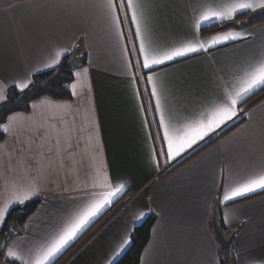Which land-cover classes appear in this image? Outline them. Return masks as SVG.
Wrapping results in <instances>:
<instances>
[{"label": "crops", "instance_id": "obj_1", "mask_svg": "<svg viewBox=\"0 0 264 264\" xmlns=\"http://www.w3.org/2000/svg\"><path fill=\"white\" fill-rule=\"evenodd\" d=\"M66 2L85 6H58ZM226 2L230 0H152L155 5L150 11L153 38L163 44L165 37L198 36L208 41L214 35L223 34L203 37V28L196 33L192 24L205 4ZM103 3L104 0H0V94L6 97L9 87L24 78L31 81L34 75L53 69L75 52L80 56V66L72 69L70 98L42 97L28 111L9 116L19 115L23 119L0 140V207L13 194V176L17 183H21L22 177L27 178L29 172L37 177L42 164L48 183L45 188L43 179L39 178L41 190L37 195L24 204L10 206L5 222L0 224V233L12 210L39 201L2 250L0 264H11L4 255L10 248L34 254L46 244L92 192L101 191L91 185L94 180L98 183L105 173L113 186L125 184L124 192L54 264L106 214L91 230L93 235L83 238L72 251L78 247L77 250L58 264L68 257L63 264H117L130 250L134 230L150 216L155 217V222L139 264H222L224 258L219 254L212 230L215 204L225 236L236 232L229 264H264V191L228 202L223 200L226 191L259 173L264 165V95L254 105L253 102L246 104L263 90L242 101L233 120L175 159H168L162 154L167 149L158 126L155 99L150 95L151 86L141 78L148 70L135 67L139 56L132 51L134 46L138 47L135 36L130 35L135 31L134 26L122 24L124 38L119 39L106 22L104 10L98 7ZM256 14L251 11L238 14L227 23ZM120 15L123 18V13ZM228 31H246L253 36L247 41L229 42L208 52L196 53L193 58L171 66H159L148 73L159 78L174 122L182 123L194 110L188 100L190 84L199 85L211 98L219 91L218 77L230 80L232 71L258 56L264 45V24ZM125 47L128 51H124ZM61 49L65 54L60 62L46 67L55 51ZM73 83L77 84L75 95ZM44 101L68 108L55 110ZM53 112H58L57 119L62 116L59 123L53 119ZM73 124L76 129H83L80 145L73 149L76 161L81 160L82 149H91L98 141L96 159L89 161L84 157V163L78 165V174L71 171V160L58 173L52 172L48 168V146L55 143L57 130L63 133ZM49 131L50 139L47 138ZM29 139L35 141L31 150H28ZM42 142L44 148L38 149L37 145ZM41 151L45 153L43 160ZM130 196L133 197L122 211L116 213Z\"/></svg>", "mask_w": 264, "mask_h": 264}, {"label": "snow or ice", "instance_id": "obj_2", "mask_svg": "<svg viewBox=\"0 0 264 264\" xmlns=\"http://www.w3.org/2000/svg\"><path fill=\"white\" fill-rule=\"evenodd\" d=\"M59 7H84V3H63ZM104 10L106 22L115 30L116 36L119 39L124 38V33L121 31L122 24H131L134 26V35L138 42V47L134 46L132 51L137 52L139 59L135 67L138 69L148 70V73L158 69L159 66L172 63H179L185 58H193L194 54L208 52L211 48H216L219 45H226L229 42L247 41L252 38L253 34L246 31H228L223 34L212 36L208 41H202L198 36L193 37H165V43H158L153 38L152 29L150 27V11L155 5L152 0H104V3L98 5ZM257 13L264 16V0H230V2L220 4H205L202 10L195 17L192 27L196 33H199L202 28L212 27L217 24H226L233 21L238 14H246L247 12ZM120 13H123V18ZM124 51H128L125 47ZM65 54L63 49L56 50L50 63L46 67H53L60 62V58ZM131 67V65H129ZM145 73L141 78L146 79L151 86L150 95L155 99V112L159 116L158 126L162 130V139L166 143V154L168 159H175L182 152L192 148L199 141L204 140L210 133L215 132L229 121L233 120L238 114V105L245 101L246 98L260 90H264V45L260 47L259 54L249 60H246L243 65L234 69L231 73V79L218 77L219 91L211 98L206 96L199 85L193 83L189 85L188 100L194 106L190 116L183 118L182 123L174 122L173 117L169 114V109L166 103V98L162 85L158 82L159 78L153 74ZM86 75V72H85ZM79 78V74H78ZM136 77L133 76V80ZM31 81L27 78L15 85L20 92L28 89ZM73 95L76 94L77 84L71 85ZM6 97L0 94V101ZM55 110L67 109V105L51 104L49 101H44ZM33 105V108H36ZM58 112H53V119L57 123L62 120V116L57 119ZM23 118L19 115L9 117L7 124H0V132L11 133ZM50 127H53L50 125ZM17 131H21L17 129ZM39 130H37V133ZM83 129H76L75 125L68 126L61 133L57 130V136L54 144L48 146V168L55 173L60 169L65 168L68 160L72 162L71 171L79 173L78 165L84 163V157L89 161H95L98 149V141L92 145L91 149L85 147L82 149V158L76 161V153L74 148L80 145V133ZM22 134V132H21ZM51 132L47 134L50 139ZM75 141V143H74ZM35 141L29 139L28 150H31V144ZM23 144L24 142L21 141ZM44 143L37 145L38 149L44 148ZM23 151V149H22ZM40 158H45V153L40 152ZM11 159V156H10ZM15 172V169L12 170ZM99 176V171H97ZM39 178L43 179L44 187H47L48 174L41 164L38 169V176L33 177L29 172L27 178L22 177L21 183H17L13 176L12 188L13 194L7 200L3 207H0V224L5 222V217L8 214L10 206L15 204H24L37 195L41 189L38 187ZM91 187L99 188L101 191L92 192L86 202L77 207L66 221L62 223L59 229L51 237V239L34 254H24L10 248L4 255L11 261V264H54L56 258L68 248L97 217L110 206L113 201L118 198L125 190V184L120 183L113 186L109 176L105 173L97 183L93 181ZM258 190L264 191V165H262L259 173L250 176L243 182L232 187L230 191H226L223 195L225 202L234 200L238 197H243L249 193ZM127 240L124 241L126 245ZM123 250V248H121ZM31 252V250H30ZM118 254V253H117Z\"/></svg>", "mask_w": 264, "mask_h": 264}, {"label": "trees", "instance_id": "obj_3", "mask_svg": "<svg viewBox=\"0 0 264 264\" xmlns=\"http://www.w3.org/2000/svg\"><path fill=\"white\" fill-rule=\"evenodd\" d=\"M246 18L241 17L232 23L212 26L207 28V30L203 29L201 31V35L203 37H207L228 30H239L245 27H253L260 24H264V16L258 14L254 15L251 18L250 17L249 18L246 17ZM69 59L70 57H66L64 60H62L60 64H58L53 69L34 75L31 80V84L29 88L25 89L24 92L22 93L15 86L9 87L7 90L5 101H3L0 104V124H4L7 118L13 113L28 111L30 109L31 104L42 97H51L53 99H58V100L70 98L71 94L69 91V86L73 81V72L72 69L68 67ZM263 92L264 90L258 95L249 99L246 102V104L257 98ZM240 122L241 120L238 123ZM3 138H4V133L0 132V140ZM38 203L39 201L35 200V201H31L30 203H27L26 205L20 208L14 209L10 213L7 219L3 232L0 233V238L5 235L7 226L10 224L13 217L17 213H19V215L16 219V224L21 225L24 223L26 218L35 211V209L38 206ZM106 215H104V217ZM104 217L98 223H96V225L99 224L104 219ZM154 222H155V217L150 216L142 226L134 230L132 246L130 250L124 255V257L117 264H139L141 253L149 241L151 229L154 225ZM96 225H94L55 264L61 262L81 242V240H83V238H85L91 232V230ZM1 254L2 251H0V256Z\"/></svg>", "mask_w": 264, "mask_h": 264}, {"label": "water", "instance_id": "obj_4", "mask_svg": "<svg viewBox=\"0 0 264 264\" xmlns=\"http://www.w3.org/2000/svg\"><path fill=\"white\" fill-rule=\"evenodd\" d=\"M80 56L75 52L73 56L68 61V67L70 69H75L80 66ZM19 213H17L10 224L7 226L6 229V235L0 238V251L4 249L7 242L16 234V231L14 229V226L16 224V219L18 217ZM212 230L215 234L216 240L219 244V254L222 258H230L233 253V243L236 238V232H233L230 237H226L222 227L221 223L218 219V209L217 204L214 206L213 216H212Z\"/></svg>", "mask_w": 264, "mask_h": 264}, {"label": "rangeland", "instance_id": "obj_5", "mask_svg": "<svg viewBox=\"0 0 264 264\" xmlns=\"http://www.w3.org/2000/svg\"><path fill=\"white\" fill-rule=\"evenodd\" d=\"M246 17H248V16H246ZM246 17H245V18H246ZM251 17H253V15H252ZM251 17H250V18H251ZM248 18H249V17H248ZM246 19H247V18H246ZM73 54H74V53H73ZM73 54H72V56H73ZM72 56H71V57H72ZM71 57H70V58H71ZM263 95H264V92H263L261 95H259V97H257V98H255L254 100H252L250 103L253 102L252 105H254V103L257 102L258 99H259L260 97H262ZM4 101H5V100H4ZM246 110H247V109H246ZM246 110H245L243 113H245ZM243 113H242V114H243ZM1 140H2V139H1ZM135 194H136V193H133L132 195H135ZM132 197H133V196H132ZM132 197L130 196V199H129V200L124 201V202L121 204V206L118 207V209H117L118 211H117L116 213L122 211L121 209H122V208H123V207H124V206H125L130 200H131ZM12 211H13V210H12ZM116 213H115V214H116ZM101 224H103V223H101ZM101 224H100V225H101ZM17 227H18V224H15V226H14L15 231H16V228H17ZM5 234H6V233H5ZM92 235H93V232H92V233L90 232L87 236L89 237V236H92ZM87 236H86V237H87ZM88 237H87V238H88ZM79 247H80V246H79ZM77 248H78V247H77ZM77 248H76V250H77ZM76 250H75V251H76ZM75 251H74V252H75ZM72 252H73V251H71V252L69 253L70 256H71V254L74 253V252H73V253H72ZM68 258H69V257H68ZM68 258H67L64 262H66V261L68 260ZM229 259H230V258H224V259H222L223 264H229V263H230V262H229ZM62 261H63V260H62ZM64 262H63V263H64ZM60 263H61V262H60ZM63 263H62V264H63Z\"/></svg>", "mask_w": 264, "mask_h": 264}, {"label": "built area", "instance_id": "obj_6", "mask_svg": "<svg viewBox=\"0 0 264 264\" xmlns=\"http://www.w3.org/2000/svg\"><path fill=\"white\" fill-rule=\"evenodd\" d=\"M242 116H243V114L240 115V117H242Z\"/></svg>", "mask_w": 264, "mask_h": 264}, {"label": "bare ground", "instance_id": "obj_7", "mask_svg": "<svg viewBox=\"0 0 264 264\" xmlns=\"http://www.w3.org/2000/svg\"><path fill=\"white\" fill-rule=\"evenodd\" d=\"M6 235V234H5Z\"/></svg>", "mask_w": 264, "mask_h": 264}]
</instances>
